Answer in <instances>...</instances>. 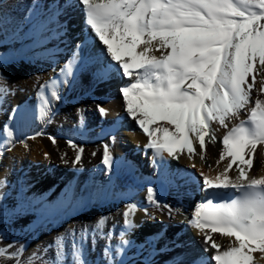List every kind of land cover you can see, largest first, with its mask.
Segmentation results:
<instances>
[{"label":"bare ground","instance_id":"1","mask_svg":"<svg viewBox=\"0 0 264 264\" xmlns=\"http://www.w3.org/2000/svg\"><path fill=\"white\" fill-rule=\"evenodd\" d=\"M9 3L14 8L11 14L14 23L20 22L24 16L28 15V9H33L34 19L46 21L48 29L41 30L34 36V39L37 37L39 46L31 49L27 54L25 51L30 47L32 39L4 40L0 36V65L3 63L0 66V133H9V142L6 149L2 151V158L0 157V182L9 180L11 183L7 187L13 186V193L18 192L23 187L22 183H25L23 187L25 197L43 198L48 204L47 215L36 213L33 216L34 221H27L26 224L31 226L42 223L47 231L51 224H55L53 227H57L58 234L63 236L61 244L65 254L62 257L66 258V264H107L108 259L123 260L125 264H143L145 260L148 264H156L155 261H158V264H164L167 257L168 260L173 261L170 264H193L195 259L199 260V264H215L210 259L212 252L216 251L211 249V242L219 244V250L222 251L230 242V238L220 233H211L208 244L210 251L205 252L203 233L190 225L188 220L192 218L194 212L191 206L196 197L202 194L201 191L195 190L197 184H202L200 172L212 177L217 170L223 169L228 159L225 157V160H219L220 153L223 151V135L241 121L248 123L247 109H242L240 118L230 121L227 128L219 125L218 122H211L209 127L212 129L214 138L205 137L203 159L198 154L199 145L193 144L197 153L192 155L191 160L188 159L187 152L181 154L177 163L176 159L168 158L166 175L162 176L152 150L144 148L147 137L124 113L123 101L121 102L119 98L121 96L119 87L122 86V79L125 78L119 75L114 62H111L109 57L101 55V49L104 46L98 39H94L93 33L83 25L80 16L76 18L78 26L82 24L78 30L77 41L78 43L83 41L80 38L81 33L91 39L89 42H82V47L86 48L85 52L82 51L83 49L71 51L69 41H64L61 37L54 38V35L63 29L58 26L59 21H53L54 24L49 23L56 13L49 5L59 4L58 0H9ZM70 10L68 9L69 13H71ZM71 26L75 31L79 28H75L76 25L72 23ZM42 40H45L44 44H41ZM10 42H12L11 45ZM55 49H61L59 54L54 53ZM42 53L48 57L40 58L39 54ZM35 54L38 59H28ZM16 56L26 60L16 61L18 60ZM5 61L8 63H4ZM65 65H68L65 69L68 77L57 84V77L61 74L60 69ZM254 67L258 68L259 65ZM253 75L257 84L253 87L250 104L254 106L255 98L259 96L264 99V93L256 92L261 77L256 73ZM253 75L248 77L249 82L252 81ZM45 83L46 86L41 89L39 85ZM79 89L82 91L77 92ZM78 94L81 97L74 101ZM89 95L94 99L95 95H98L100 99L92 102L86 98ZM33 96L43 104L36 114L31 111ZM100 108L104 109L103 115L99 111ZM13 109L28 113L29 122L26 126L21 127L15 120H9V114L10 117H14ZM111 120L120 127V131L115 136L103 138L98 133L93 137L92 128H96L98 132L101 129L105 131L111 125ZM8 122L12 125L10 132L4 127ZM38 127H42L43 130L40 136L35 135ZM78 129L85 136L80 134L77 136ZM49 136L55 137V142L49 140ZM72 144H76L77 148H72ZM105 148L108 149L112 159L111 166H105L103 163ZM260 148L261 146L257 145V151L253 153L250 174L253 172L256 175L264 174V157L259 155ZM77 149H80L81 161L73 167L70 161L74 159ZM128 151L133 153L130 159ZM139 152H141L142 160H146V162L138 161L141 169L136 165L131 172L121 167V162L128 160L127 165L132 168L134 157ZM118 155L122 158L121 160L118 159ZM61 157L69 160V164H64ZM93 161L94 163H91ZM69 168H72L73 172L69 171ZM97 170L105 171L109 183L100 182L101 186L96 185L98 176L101 177ZM191 170H194L197 178L193 179ZM78 171L82 173L78 174ZM116 171L118 176H115ZM38 174L43 176L38 177ZM231 175L230 169L229 176ZM86 177L94 179L89 180V186H86ZM112 182L114 184L110 186ZM76 183L80 187L82 185L83 192L73 191V185ZM102 185L109 190L112 189V192H108L109 190L105 187L102 189ZM95 187L99 189L95 190ZM149 188L153 190L151 199H149ZM69 190L77 196L86 198L91 194L92 198L87 205L73 203L64 207L65 194ZM98 191L105 192L107 195L96 199L95 194ZM121 196H125V200H119ZM184 196L188 198L184 199ZM129 204L132 205L130 210L126 207ZM163 204L169 207L164 209ZM36 207L40 206L36 205ZM28 211L31 212L34 209L29 208ZM124 211H129L127 219L131 221L132 227L125 224ZM148 216L156 217L157 224H147ZM62 218L65 223L60 221ZM85 224L96 227V230H93L92 235L88 237L91 248L84 249L83 246L81 252L77 253L83 244V240L79 238L83 234ZM65 225L69 226V229L66 228L67 231L63 232ZM104 229L115 231L114 240L109 236L105 239H103L104 236L100 237V234L105 232ZM147 238L150 239L146 240ZM39 240L41 239L34 242L31 248L36 247ZM102 246H108L105 248L107 255L101 251ZM164 246L167 249L160 251ZM117 248L121 249L119 256H117ZM166 250L168 253L165 254ZM81 255L84 259L83 263ZM253 258L258 264L261 254L258 251L254 252Z\"/></svg>","mask_w":264,"mask_h":264},{"label":"snow or ice","instance_id":"2","mask_svg":"<svg viewBox=\"0 0 264 264\" xmlns=\"http://www.w3.org/2000/svg\"><path fill=\"white\" fill-rule=\"evenodd\" d=\"M77 3L82 8L84 26L104 46L101 55L109 57L125 78L119 87L124 113L147 137L144 148L152 150L162 176L166 175L168 158L178 160L187 152L191 160L197 153L193 144L199 145L198 154L203 159L205 137L214 138L211 122L227 128L230 121L240 118L242 109H247V125L241 121L223 135L219 160L228 158L223 169L212 177L200 172L202 184H197L195 190H203V202L195 203L188 223L203 233L205 252L210 251L211 233L230 238L222 251L219 244L211 242V249L216 251L210 259L215 264H257L253 258L257 251L261 254L258 264H264V174L249 173L257 145L261 146L259 155L264 157V99L257 96L254 106L250 104L257 84L254 73L261 77L256 92L264 93V0H77ZM13 11L9 0H0V36L4 40L32 39L33 46L38 47L34 36L40 30H48L47 22L34 19L33 9H28V15L14 23ZM257 64L259 67H254ZM67 67L61 68V73ZM250 75H253L251 82ZM46 83L39 87L43 89ZM99 111L104 114L103 108ZM13 112L16 115L10 120L21 127L28 124L26 111L13 109ZM42 133L41 129L35 135ZM48 139L55 142L53 136ZM71 147L77 148L76 144ZM61 160L69 164L63 157ZM80 161L77 149L71 165L75 167ZM103 163L112 164L107 148ZM24 191L21 187L16 193L13 208L0 203L4 217L29 208L47 215L48 204L43 198L25 197ZM152 191L148 189L149 199ZM7 195L0 193V201ZM106 195L98 191L95 198ZM65 197L63 206L67 207L73 203L87 205L92 195L86 198L69 190ZM217 199L219 202L214 203ZM126 207L130 210L132 205ZM162 207L167 209L169 205ZM123 215L125 224L132 227L127 219L129 211ZM20 251L15 248L11 256L18 258ZM120 251L117 248V256ZM107 264L125 262L108 259Z\"/></svg>","mask_w":264,"mask_h":264},{"label":"rangeland","instance_id":"3","mask_svg":"<svg viewBox=\"0 0 264 264\" xmlns=\"http://www.w3.org/2000/svg\"><path fill=\"white\" fill-rule=\"evenodd\" d=\"M25 30H27V27L25 28ZM11 43L12 42H10V45H11ZM15 50H17V49H15ZM29 50L30 49L26 50L25 53L27 54V52ZM39 57L40 58H44V57L46 58L48 56H46V55L44 56L42 54H39ZM16 59H18L16 61H20V62H22V60H26V58H20L18 56H16ZM28 59H38L37 54H35L34 56H29ZM40 60H42V59H40ZM4 63H8V62L5 61ZM81 91L82 90L79 89L77 92H81ZM34 93H35V91H34ZM59 93H60V91H59ZM80 97H81L80 94H78V96H75L74 101L78 100ZM95 97L96 98L94 99L92 96L89 95V97L87 96L86 98H88L92 102H95V100H99L100 99V98H98V95H95ZM119 98H120V101L122 102L121 96H119ZM31 103H32V106H33V108L31 109V111H33L34 114H36L38 112V110L43 106V104L41 103V101L39 99H36L35 96H33V99H31ZM47 105L49 106L50 104H47ZM122 105H123V103H122ZM15 115L16 114L14 113V116ZM9 117H10V114H9ZM11 126L12 125H11L10 122H8V124H6V126L4 125V127L9 132L12 129ZM15 127H16L17 133H19V129L17 128V125H15ZM30 128L32 129V127H30ZM41 129H42V127H38L36 129L35 133L38 132V131H41ZM91 130L90 131L92 132L93 137L95 136L94 134H97L98 135V130L96 128H92ZM0 134H1V138H0V157H1L2 156V151L4 149H6V147H7L6 145L9 142V137H8L9 133L8 134H4L2 132ZM79 134H80V136H85V134L83 132H80V129L77 130V136ZM3 138H5V139H3ZM1 143H3V144L1 145ZM128 152H129L128 155L129 154L130 155L133 154L131 151H128ZM121 156H122V154H121ZM117 157L120 160L122 159L120 157V155H118ZM1 158H0V163H1ZM177 161L178 160L176 159L175 162L177 163ZM70 163H71V161H70ZM91 163H94V161L91 162ZM142 163L143 162H141V164ZM93 169H91V170H93ZM126 169H128V168H126ZM69 171H72L73 172L72 168H69ZM77 173L78 174L79 173H82V171H78ZM98 173L101 175V177L98 176V178L96 180V185L101 186L100 185L101 184L100 182H107V183H109V180L106 179L107 178L106 177L107 175H105V171H102L101 170V171H98ZM42 176H43V174H38V177H42ZM116 176H118V175L116 174ZM85 179H86L85 181L87 183L86 186H89V180L90 179L94 180L93 177H90V178L86 177ZM1 182H0V193L7 192L8 195H7L6 199H4L3 201H0V203H2L4 206H6L9 209H11V208L15 207V204L17 202L16 201V197H15L17 191H15L13 193V191H14V189H12L13 186L7 187L11 183L9 180H5V181H1ZM69 182L71 183L73 181H69ZM112 184H114V183L112 182L109 185L111 186ZM22 185L24 187L25 183H22ZM73 187H74L73 188V191H75L76 193H78V192L80 193V190H81V192H83V189L84 188H82V185L80 187L79 184L76 183L75 185H73ZM104 187L107 190H109V188H107L106 186H103L102 185V189ZM113 187H114V185H113ZM98 189H99L98 187H95V190H98ZM101 191H104V190H101ZM108 192H112V189L109 190ZM186 195H187V193H186ZM184 198L187 199L188 196H184ZM122 199L125 200V196L119 197V200H122ZM59 200H60V198H59ZM110 202H112L114 204L113 201H110ZM56 205H57V203L55 204V206ZM3 213H4L3 207H0V249H4L3 252H0V264H66L65 263L66 262V258L63 259V257H62V255L65 254V252L62 251L63 245L61 244L62 241H63V236L61 234H58V231L56 229L57 227L56 228L53 227V226H55V224H51V226L49 227L50 229H48V231H47V229L44 228V224H42V223H37L38 225L37 224H34V225L32 224L31 226L28 225V224H26L27 221L33 222L34 221L33 220V216L36 215V213H39V211L34 210V211H31L30 212V211L26 210V211L21 212L19 214L11 215V216H9L7 218L4 217V214ZM67 216H69V215H67ZM148 217L149 218L147 220V224H157L158 219L156 217L154 219H152V220H151L150 216H148ZM60 221L62 223H65V220L63 218L60 219ZM89 225L90 224H88V226L86 224L84 225V229H83V232H82L83 234H81L80 235V238H79V239H82L83 240L82 241L83 244L81 245L80 249L77 250V253L78 252H81V250L84 247H85L84 249H88L90 247V245H91L90 244L91 242L88 240V237H90L92 235V233L96 230L95 229L96 227L94 228V227H91ZM66 228L68 230L69 229V226L66 227V225H65V229L63 230V232H66L67 231ZM155 230H153V232ZM104 231L105 232H102L100 234V237L101 238L104 236L103 239H105L106 236L107 237L109 236V238H111V239L114 240V235H115V231L114 230H110V231L107 230L106 231V229H104ZM83 235H84V237H83ZM39 238L41 240H39L40 242L38 243V245L36 247H34V248H31L32 247V244L34 242H37ZM79 239H77V240H79ZM149 239L147 238L146 240H149ZM77 240H76V242H77ZM10 244L13 245L12 248H9L8 247ZM77 247H78V245H77ZM107 247L108 246H104V247L102 246L101 251L102 252H105V250H106L105 248H107ZM165 247L166 246H164L163 248H161L160 251L167 249ZM15 248H20L21 249L18 258H14V257L11 256V252ZM176 248H178V247H176ZM168 249L170 250L171 248L169 247ZM172 249H174V247ZM166 253H168L167 250L165 251V254ZM101 259H103V258H101ZM81 260H82V263H83L84 262V259H83V256L82 255H81ZM169 260H168V257H167V260H165L164 264H170V262L171 263L173 262V261H171V260L169 261ZM175 261H178V260H175ZM155 263L158 264V261H155Z\"/></svg>","mask_w":264,"mask_h":264}]
</instances>
